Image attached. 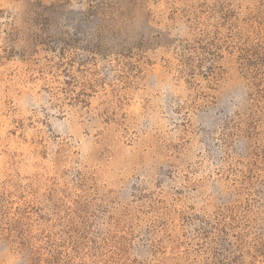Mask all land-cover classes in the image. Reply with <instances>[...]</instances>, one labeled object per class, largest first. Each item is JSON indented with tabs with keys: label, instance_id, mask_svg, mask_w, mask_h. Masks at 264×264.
I'll list each match as a JSON object with an SVG mask.
<instances>
[{
	"label": "rangeland",
	"instance_id": "rangeland-1",
	"mask_svg": "<svg viewBox=\"0 0 264 264\" xmlns=\"http://www.w3.org/2000/svg\"><path fill=\"white\" fill-rule=\"evenodd\" d=\"M172 2L0 0V184L14 183L17 196L37 191L49 213L56 201L61 207L54 220L67 207L68 212L79 208L85 218L105 210L127 212L126 223L137 224L138 246L145 248L162 239L170 249L169 229L173 237L181 232L180 213L188 204L177 201L181 195L193 197L199 211L215 209V204H204L226 196L225 178L213 174L206 152L226 116L247 118L249 89L234 69L219 79L201 77L196 89L173 76L177 45L191 33L186 17L172 13ZM109 4L127 13L112 20ZM92 9L95 15L90 16ZM93 34H101L113 53L131 51L139 60L137 72L127 81L99 83L104 86L97 85L96 91H111L108 100L92 98L91 106L79 103L74 112L66 105L62 111L50 109L46 94L54 85L43 72L51 65L50 56L59 62L62 41H56L73 36L86 42ZM73 78L75 86L60 87H94L86 74L82 79L77 72ZM250 145L240 139L244 154ZM213 153L218 154L214 147ZM211 174L201 183L198 204L193 183ZM169 208L174 210L170 217ZM29 261L0 235V264Z\"/></svg>",
	"mask_w": 264,
	"mask_h": 264
},
{
	"label": "trees",
	"instance_id": "trees-1",
	"mask_svg": "<svg viewBox=\"0 0 264 264\" xmlns=\"http://www.w3.org/2000/svg\"><path fill=\"white\" fill-rule=\"evenodd\" d=\"M249 1L171 3L172 13L189 21L191 33L177 45L170 69L173 76L196 89L201 77L219 79L234 69L249 89L251 109L247 118L226 116L205 156L214 165L213 174L225 178L226 196L220 197L219 203L206 200L204 205H216L213 211L205 207L199 211L193 197L181 195L177 201L187 200L184 211L188 215L180 213L181 232L173 237L169 229L170 249L162 239L145 248L138 246L137 224L127 225V212L116 215V210H105L102 215L85 218L79 208L68 212L67 207L65 215L54 220L61 207L56 201L51 207L47 205L52 210L49 213L37 191L28 197L17 196L15 184L3 182L0 235L16 251L30 256L28 264H264V0ZM108 6L112 20L119 21L127 13L118 5ZM88 14L95 15L94 9ZM60 41L59 62L53 63L50 58L54 55L50 56L47 64L50 61L51 65L43 72V78L54 85L46 95L50 109L56 112L65 105L73 112L79 103L91 106L92 98L108 100L111 91L105 87L96 91L97 85L108 79L127 81L138 70L139 60L131 51L113 53L101 34H93L86 42L73 36L59 38L56 43ZM77 72L82 79L85 74L91 79L93 89L60 87L75 86L73 76ZM102 114L110 119L107 112ZM241 138L252 141L247 154L239 146ZM213 147L218 154L214 155ZM211 176L200 175L193 183L192 189L199 190L198 204L201 183ZM173 212L169 208V217ZM137 216L139 223L142 215Z\"/></svg>",
	"mask_w": 264,
	"mask_h": 264
}]
</instances>
